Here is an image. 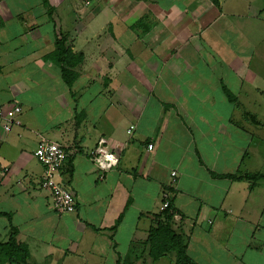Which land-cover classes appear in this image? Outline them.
<instances>
[{
  "label": "crops",
  "instance_id": "obj_1",
  "mask_svg": "<svg viewBox=\"0 0 264 264\" xmlns=\"http://www.w3.org/2000/svg\"><path fill=\"white\" fill-rule=\"evenodd\" d=\"M236 1L0 0V107H22L0 128V242L14 232L28 264H175L151 249L169 207L193 264H264V176H245L264 175V37L248 52L245 26L264 5ZM61 35L71 85L48 58ZM101 136L119 160L102 174ZM40 137L73 150L57 179L74 212L40 185Z\"/></svg>",
  "mask_w": 264,
  "mask_h": 264
},
{
  "label": "built area",
  "instance_id": "obj_2",
  "mask_svg": "<svg viewBox=\"0 0 264 264\" xmlns=\"http://www.w3.org/2000/svg\"><path fill=\"white\" fill-rule=\"evenodd\" d=\"M22 111L19 104H11L7 107H0V128L8 131L15 122L17 115ZM133 129L130 125L127 133ZM72 149H67L58 142L40 137L33 150V155L42 165L40 185L48 189L51 196L52 206L61 213L74 212L76 194L73 189L57 179V174L64 161L72 154ZM90 159L97 170L102 174L114 168L118 164V156L107 147V140L101 136L89 152ZM171 183L176 182V172L171 171ZM101 177V175H100ZM169 201L165 198L163 207L166 208Z\"/></svg>",
  "mask_w": 264,
  "mask_h": 264
},
{
  "label": "trees",
  "instance_id": "obj_3",
  "mask_svg": "<svg viewBox=\"0 0 264 264\" xmlns=\"http://www.w3.org/2000/svg\"><path fill=\"white\" fill-rule=\"evenodd\" d=\"M66 36L55 38V48L48 54V58L53 59L61 67V76L67 85H71L76 78V71L73 69L75 64L81 59V54L72 51L70 46L66 44ZM231 100H235V97L227 95ZM212 175H216L211 173ZM218 176L235 178L233 174H221ZM247 178L257 179L262 178L264 175L254 173L245 174ZM1 214V213H0ZM173 212L168 208L163 213V220L160 221L158 226L150 231L151 235V249L155 255L160 250L173 249L178 253V257L175 260V264H193L188 257L183 254V247L179 244V239L175 240L170 232V220ZM175 241H178V246H175ZM0 252L7 255L8 259L12 262H20L21 264H28L26 258L28 256V250L25 245L17 244L14 239V232H12L5 242H0ZM119 264H129L127 262H120Z\"/></svg>",
  "mask_w": 264,
  "mask_h": 264
},
{
  "label": "rangeland",
  "instance_id": "obj_4",
  "mask_svg": "<svg viewBox=\"0 0 264 264\" xmlns=\"http://www.w3.org/2000/svg\"><path fill=\"white\" fill-rule=\"evenodd\" d=\"M236 3L239 5L245 4L247 6H259V3H263V5H264V0H237ZM235 7H236V9H238L236 4L234 5V8ZM233 22H236V21H233ZM245 26L247 28V34H248L249 38L253 39V40H250L252 42L249 43V45H248V52H252L253 48L259 49V40L261 37H264V23L262 26H259V20L248 17V20L245 23ZM255 55H256V51H254V54H253L254 58H255ZM260 88L262 89L264 87L260 86ZM263 170H264V167H263ZM50 200H51V196H50ZM51 203H52V201H51Z\"/></svg>",
  "mask_w": 264,
  "mask_h": 264
}]
</instances>
